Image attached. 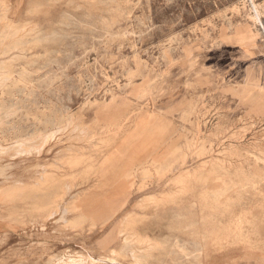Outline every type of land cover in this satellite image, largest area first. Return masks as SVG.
Segmentation results:
<instances>
[{
    "label": "rangeland",
    "instance_id": "374dc122",
    "mask_svg": "<svg viewBox=\"0 0 264 264\" xmlns=\"http://www.w3.org/2000/svg\"><path fill=\"white\" fill-rule=\"evenodd\" d=\"M0 80V264H264V0H0Z\"/></svg>",
    "mask_w": 264,
    "mask_h": 264
},
{
    "label": "bare ground",
    "instance_id": "6f19581e",
    "mask_svg": "<svg viewBox=\"0 0 264 264\" xmlns=\"http://www.w3.org/2000/svg\"><path fill=\"white\" fill-rule=\"evenodd\" d=\"M5 35H6V32L4 33ZM1 81V80H0ZM4 86V83H1L0 82V88H2ZM4 107V102H0V110H1V108H3ZM11 112H14V111H11ZM5 115V114H4ZM62 120H63V118H60V119H57L54 123H62ZM0 123H1V120H0ZM54 125V124H53ZM63 126V125H62ZM62 126H60V127H58V129L57 130H60V129H62ZM55 131L56 130H47V131H43V132H40V133H38V138H40V140H41V144H45L46 142H48V139L51 137V136H53L54 134H55ZM24 139V138H23ZM32 139H33V137H32ZM16 142V141H15ZM14 142V143H15ZM20 142V141H19ZM19 142H17V143H19ZM28 144V141H21L18 145H17V147H20V146H29L30 147V145H27ZM3 146V145H2ZM1 145H0V149H3V147H2ZM14 146L16 147V144H14ZM32 146V145H31ZM34 146V145H33ZM32 146V147H33ZM38 146H39V144H38ZM23 147H22V149H23ZM32 147H30L29 149H25L26 151L27 150H29L30 151V149H31V151H33L32 150ZM35 147H33V149H34ZM36 148H39V147H36ZM6 149V148H5ZM8 149V148H7ZM17 149V154H19L18 153V151H20L19 149L20 148H16ZM21 149V150H22ZM24 150V149H23ZM24 150V152L26 153V151ZM42 151V150H41ZM5 152H6V150H5ZM24 152H20V154H24ZM28 154H30L29 152H27ZM14 155V154H13ZM40 195V194H39ZM151 197V196H150ZM64 198V197H63ZM55 208V207H54ZM44 210H47L46 208L44 209ZM50 210V209H49ZM48 210V211H49ZM43 211V210H42ZM47 212V211H46ZM25 213V212H24ZM53 213H54V211H53ZM56 213V212H55ZM23 214V213H22ZM57 214V213H56ZM55 215V214H54ZM44 218V217H43ZM147 241V239L146 238H144L143 239V242H141L140 244H144V243H146V241ZM135 241H136V238H135ZM192 245H193V248L191 249L190 248V246L188 245V244H179V247H180V249H181V252H182V254H181V258L182 257H185V258H192V257H199L200 255H201V244L198 242V241H194V242H192L191 243ZM141 245V246H142ZM147 245V244H146ZM144 246V245H143ZM161 246H160V244L158 243V244H155V243H148V246L147 247H140L139 248V252H137V251H135V258H136V261H135V264H146L145 263V259H146V256H147V254H145V252L146 251H150V253L153 251V250H155V249H158L159 250V248H160ZM90 264H93V263H90ZM164 264V263H163ZM169 264H176V262L175 261H173V262H171V263H169ZM200 264V263H199Z\"/></svg>",
    "mask_w": 264,
    "mask_h": 264
},
{
    "label": "crops",
    "instance_id": "0c3cea01",
    "mask_svg": "<svg viewBox=\"0 0 264 264\" xmlns=\"http://www.w3.org/2000/svg\"><path fill=\"white\" fill-rule=\"evenodd\" d=\"M17 5H15L14 7H16ZM152 121V120H151ZM142 131H145V130H142Z\"/></svg>",
    "mask_w": 264,
    "mask_h": 264
}]
</instances>
